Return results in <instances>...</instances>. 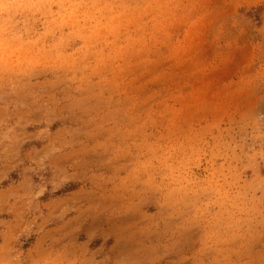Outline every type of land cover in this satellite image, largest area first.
Masks as SVG:
<instances>
[{"label": "rangeland", "instance_id": "374dc122", "mask_svg": "<svg viewBox=\"0 0 264 264\" xmlns=\"http://www.w3.org/2000/svg\"><path fill=\"white\" fill-rule=\"evenodd\" d=\"M0 264H264V0H0Z\"/></svg>", "mask_w": 264, "mask_h": 264}]
</instances>
